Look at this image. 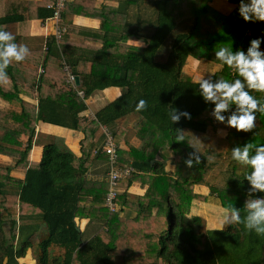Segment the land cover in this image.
Masks as SVG:
<instances>
[{"label":"trees","instance_id":"1","mask_svg":"<svg viewBox=\"0 0 264 264\" xmlns=\"http://www.w3.org/2000/svg\"><path fill=\"white\" fill-rule=\"evenodd\" d=\"M48 1L33 9L23 1L0 0L4 18L0 28L11 32L19 44L23 22L34 15L37 19L52 17ZM92 1L73 0L72 4L98 8ZM118 1V7L103 14V46L93 58L70 67L77 75H81L80 67L85 69L79 88L83 96L65 84L64 65L54 39L42 64L47 66L56 59L62 81L50 82L46 90L44 83L49 80L47 74L38 78L37 63L27 71L12 61L5 69L8 78L0 81V101L8 105L0 104V154L19 163L36 144L43 146V155L38 167L26 170L23 180L11 177L10 168L0 169V264H19L29 252L35 264H264V236L243 224L223 222L220 228L209 227L203 217L189 215L194 201L207 202L214 196L224 216L228 204L240 209L243 216L246 200L264 196L259 191L249 196L245 176L250 169L231 158L236 146L264 143V114L257 115L256 126L250 131L231 130L218 136L221 127L211 115L214 105L204 101L199 81L184 68L204 60L219 66L211 76L213 82L218 76L237 78L234 70L216 60L215 50H246L252 39L264 36V22L244 21L238 14L239 0H224L232 5L228 11L217 10L213 0ZM135 5L137 9L131 7ZM103 6L101 2L100 9L107 5ZM144 6L152 14L147 20L142 18L147 16ZM189 15L194 18L192 26L172 37L163 58L166 42ZM126 41L143 45L121 44ZM108 87L121 88L123 93L95 118L81 117L88 110L90 96ZM253 94L264 100V93ZM21 95L37 98V106ZM140 99L146 106L136 110ZM172 107L187 111L190 119L172 124L168 118ZM132 114L137 116L134 130L141 145L127 144L129 150H124L120 148L124 138L114 126L118 119ZM40 122L84 132L89 123V129L101 125L111 132L119 161L133 168L132 174L118 183V212H111L106 205L109 156L103 146L87 150L86 137L81 169H76L73 155L62 151L53 136L37 134ZM176 129L183 131L184 141L174 140ZM23 137L27 138L25 146ZM197 150L199 162L187 166L189 153ZM97 161L104 162L103 179L87 178V173L97 168L91 169ZM139 178L147 184L143 197L121 193V188L128 190ZM197 187L209 189L210 194L198 193ZM15 207L20 210L21 226L11 211ZM76 219H89V226L94 227L81 232Z\"/></svg>","mask_w":264,"mask_h":264},{"label":"crops","instance_id":"2","mask_svg":"<svg viewBox=\"0 0 264 264\" xmlns=\"http://www.w3.org/2000/svg\"><path fill=\"white\" fill-rule=\"evenodd\" d=\"M10 1H16V0H10ZM18 1H23L28 3L33 9L37 8L38 5L40 4L46 3L45 0H18ZM50 1L51 0H49L47 4L50 5V3H52ZM69 2L70 4H67L68 5L67 11L62 16L63 32L60 40H57L55 36L56 27H57L56 23L53 20H51V18L37 19V17L34 15V11L32 12V10H30V12H32L31 14H33L34 15L33 17L35 18L30 20L29 22H23L20 25L23 32L19 44L22 43L25 46H27V48L29 49V55L26 56V58L23 61L20 62L14 61V62L17 63L18 68L20 70L25 69L27 71L29 70V67L32 66V64L34 66L37 63L38 66L35 69L38 74L37 75L38 78L41 76L39 74V69L43 68L44 69L43 74L44 75L47 74L49 80V81H45L44 83V88L46 90L48 89L50 82L54 83V82L62 81L60 70L58 68V64L56 63V59L50 60L47 66H44L42 64V60L45 53H48L50 51L49 48L51 46L50 44L52 39L56 41L57 43L56 47L62 57V64L64 65V71H65V80H64L65 84L71 88H74L68 83L69 73L73 76L77 75V74H72L70 72V69L72 68L71 66L74 65L75 67L76 62L79 60H88L93 58V56L96 54L97 49H100L103 46L104 40L100 37V35L103 34V30H102V22L104 21L103 14L105 13V10H112V9L114 10L115 7H118L120 4L118 0L92 1L93 4L99 5L97 8L95 6L83 7V6L75 5L72 4L73 0H70ZM101 2H103L104 6L107 5L104 9H100ZM220 2L221 0H213L212 6L217 9L218 7L216 5L219 6ZM131 7L137 9L136 5ZM3 9L4 8L2 7L1 10ZM219 9L228 11L232 9V5L222 0ZM3 19H4L3 16H0V23L3 22ZM105 27L106 24L104 25V28ZM122 43L127 45L139 44L134 41L121 42V44ZM65 60L68 63H66ZM79 69L81 75L78 74V76L81 79V85H82L84 79V76L82 74H84L85 69L81 67ZM17 84L19 86H23L22 81H19ZM80 87H76L77 90H79ZM122 93H123V89L118 87H108L103 90H96V92L93 93L90 96V98L86 101L88 110L81 113L80 116L81 117L92 116L93 118H95V115L100 110L106 107L109 103L117 100L122 95ZM45 94H47L48 96L51 95L48 92H45ZM53 97L55 96L53 95ZM21 98L32 105L37 106L38 104V99L37 98L35 99L33 96L29 97L28 95H21ZM63 101H65V99H63ZM136 123H137V116L135 114L129 115L127 117H122L116 121L114 127L119 129L122 138H124V140H122L120 143L121 149L129 150L127 144L133 145L134 147H139L141 145V140L137 136L133 135V134L137 135L136 131L134 130V125ZM132 127H133V131H131ZM101 128L92 127V129H89V123H86L85 129L87 130L86 132H84L82 130L75 131L61 126L40 122L36 127V132L37 134H41V135L53 136L54 142L58 145V147L62 151L73 155L74 157L73 167L76 169H81L80 158L82 155L81 152L82 141L86 137H88L86 139L87 141L85 142V148L90 151H95L101 146L104 147L103 144L105 139ZM21 140L25 146L27 142V138L23 137ZM23 148H20V150H22ZM42 155H43V146L35 144L25 152L21 162L19 163H17L16 159L13 158L11 159L10 157H8L9 159H11L13 165V169H11L10 176L19 180H23L25 178V173L27 169L38 167V165L41 162ZM120 163L126 165L122 162ZM96 166L97 168L93 169ZM102 166H104V162L97 161L96 165H93L91 167V169L93 170L87 173V178L92 180L103 179L101 174ZM142 180H143L142 178H139L136 181H134L128 190L121 188V193L124 191H128V193L134 196L132 198L138 196L143 197V195L146 193L147 190V184L143 183ZM145 181H148L147 177L145 178ZM195 203L196 201L193 202V205L191 207V209L193 208L192 210L196 209ZM191 209H190V214H191ZM125 213L126 212L122 213L121 216L124 217V215H126ZM19 215L20 212L18 214V225L21 226L23 224V221L19 220L20 218ZM193 215L196 216L194 213ZM76 222L81 232L85 230H91L94 227V226L91 227L89 226L90 225L89 219H76ZM29 255L32 256L31 252H29L26 258L19 260V264H27V260L30 258L28 257Z\"/></svg>","mask_w":264,"mask_h":264},{"label":"clouds","instance_id":"3","mask_svg":"<svg viewBox=\"0 0 264 264\" xmlns=\"http://www.w3.org/2000/svg\"><path fill=\"white\" fill-rule=\"evenodd\" d=\"M238 14L244 21L264 22V0H239ZM264 36L252 39L246 50L232 47H220L215 50V57L221 64L236 72L237 78L225 79L217 77L213 82L211 77L203 78L198 82L199 92L204 101L211 102V115L218 122L225 123L237 131H250L256 125L254 121L258 114H264V100L259 99L254 92L264 93V50L261 44ZM29 55V49L24 44L15 42L14 35L0 28V81H7L5 71L12 61H23ZM146 106V101L140 99L136 103V110ZM230 114L225 115V113ZM172 124L178 123L181 118L190 119V113L176 108L168 112ZM183 131L175 130L174 140L184 141ZM196 149V148H195ZM198 150L189 153L185 164L192 167L198 163ZM231 158L238 164L247 166L250 171L245 176L250 187L249 196L264 192V143L253 146L246 143L231 149ZM223 222L243 224L244 228L254 232L257 236H264V196L250 198L245 201L244 215L241 210L228 204Z\"/></svg>","mask_w":264,"mask_h":264},{"label":"rangeland","instance_id":"4","mask_svg":"<svg viewBox=\"0 0 264 264\" xmlns=\"http://www.w3.org/2000/svg\"><path fill=\"white\" fill-rule=\"evenodd\" d=\"M221 3H222V0L220 2L219 6L221 5ZM216 6L218 7L217 10L224 11V10L219 9L218 5H216ZM144 8H145V6H144ZM143 11L147 12V16L148 17L144 15L142 18L146 19V20L149 19V14H150L149 11L146 10V8ZM150 15H152V14H150ZM132 21L135 22V20H132ZM193 21H194V18H192L190 16L189 18L184 19L178 25V27L173 31V34H171L172 35L171 38H169L171 40H169L168 43L166 42V45L164 47L165 49H163V52H162V57L163 58H166L165 55L168 54V49L171 46L172 37L177 35V34H179V33L187 32L190 29V27L192 26ZM62 22H63V20L61 19L60 20V27H61L62 32H63ZM137 45H143V44L139 42V44H137ZM66 63H68V62L66 61ZM218 67L219 66L216 65V64H213L211 62H207V61L202 60V61H199V62H193L190 65H186L184 68H185V73L188 74L189 76H191L194 79V81L198 82V81H200L203 78L211 77L213 75V73L218 70ZM0 104L1 105H8V104H6L3 101H0ZM254 123H256V121H254ZM219 125H220L221 128L218 130L217 134L220 137L226 136L228 134V132L231 131V130H236L235 128H231V127L227 126L225 123L219 122ZM99 128L102 129V132H103V135H104L106 128L101 126V125H100ZM131 131H133V127L131 128ZM132 134H133V132H132ZM133 135L137 136L135 134H133ZM8 157L9 156L0 154V169H5V168L13 169V165H12V161H11L12 158L10 157L11 159H9ZM211 180H212V178H211ZM10 190H12V189H10ZM196 191L200 192L203 195L206 194L207 196H208V194H210L209 193V189H206L205 187H200V188L198 187L196 189ZM195 205H196V209L192 210L193 209L192 208L191 209V214H189V215L192 216L193 213H194L196 216L203 217L206 220V225L207 226L209 224L211 225L209 227L220 228L222 226L223 219H224V215H223L224 214V210L221 208L220 204L218 203V201L216 200V198L214 196H209L208 199H207V202H202L200 200H197ZM11 211H12L13 215L16 217L17 222H18V214L20 212L19 208L18 209L16 207L15 208H11ZM97 226L100 227V225H97ZM166 226H167V224H166ZM28 257H30V258L27 260V264L28 263L29 264H33V263L35 264L34 257H32L30 255Z\"/></svg>","mask_w":264,"mask_h":264},{"label":"built area","instance_id":"5","mask_svg":"<svg viewBox=\"0 0 264 264\" xmlns=\"http://www.w3.org/2000/svg\"><path fill=\"white\" fill-rule=\"evenodd\" d=\"M70 0H56L53 4L48 6L49 9L53 10V15L51 20L56 23V39L60 40L62 37V29L60 27V20L62 19L63 13L65 11L66 5ZM44 69H39V74L42 75ZM68 83L74 87L77 94L83 96V92L77 90L74 85L73 75L68 74ZM106 140L104 143V151L109 156V172H108V193L106 197V205L111 212H118L119 206L116 205L115 200L118 195V183L121 179L128 177L133 172L131 166L123 165L119 161V156L117 153V145L113 140L111 132L106 129L104 133Z\"/></svg>","mask_w":264,"mask_h":264},{"label":"water","instance_id":"6","mask_svg":"<svg viewBox=\"0 0 264 264\" xmlns=\"http://www.w3.org/2000/svg\"><path fill=\"white\" fill-rule=\"evenodd\" d=\"M73 79H74V85L76 87H80L81 86V79L78 75H74L73 76Z\"/></svg>","mask_w":264,"mask_h":264}]
</instances>
